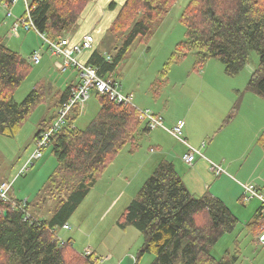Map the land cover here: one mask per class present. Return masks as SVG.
Listing matches in <instances>:
<instances>
[{
  "label": "trees",
  "instance_id": "trees-1",
  "mask_svg": "<svg viewBox=\"0 0 264 264\" xmlns=\"http://www.w3.org/2000/svg\"><path fill=\"white\" fill-rule=\"evenodd\" d=\"M7 1L10 0L3 2ZM176 1L126 0L107 30L113 35L121 34V44L108 55L94 47L85 64L94 68L99 77L112 78L134 42L149 39L152 24L162 20ZM89 2L32 0L30 16L46 39L58 41L66 38L64 33L76 24ZM108 8L112 10L114 3ZM180 22L186 29L185 40L176 45L167 67L195 53L201 63L218 60L226 76L232 77L249 63L250 53L255 52L258 64L250 74L247 91L264 100V0H188ZM29 62L6 47L0 38V136L5 138L18 134L50 92L49 87L38 83L20 103L14 102V91L31 70ZM77 86L71 84L60 93L57 110ZM97 95L100 111L85 129L73 127L79 115V109L74 108L65 126L52 135L48 148L56 166L36 202L23 203L11 197L9 202H0V264H98L94 253L84 255L74 250L70 239L59 241L55 229L68 223L117 154L127 145L135 151L138 139L150 130L138 119L136 108L113 103L107 95ZM231 113L223 125L233 118L234 111ZM55 118L56 113L49 121L40 123L35 141ZM258 144L264 148V130ZM12 203L23 204V210ZM49 203L53 204L51 217L43 220L32 216H38ZM24 211L30 214V220L23 221ZM260 218L257 212L254 221L247 225L250 231L260 232ZM237 223L219 198L209 192L200 197L192 195L173 163L163 160L121 213L117 225L121 229L134 227L143 236L135 262L147 253L154 257L151 264H230L216 260L211 249Z\"/></svg>",
  "mask_w": 264,
  "mask_h": 264
},
{
  "label": "rangeland",
  "instance_id": "rangeland-1",
  "mask_svg": "<svg viewBox=\"0 0 264 264\" xmlns=\"http://www.w3.org/2000/svg\"><path fill=\"white\" fill-rule=\"evenodd\" d=\"M3 1L0 0L2 42L27 61L33 52L41 55L39 64L34 65L29 62L31 70L14 91V102L20 103L38 83L50 88L45 100L34 109L14 138L0 136V180L11 183L9 197L23 203L24 201L34 203L56 166V160L50 149L44 150L42 157L36 162L33 161L23 175L18 173L34 151V136L40 123L47 121L53 115L52 103L57 99L56 93L58 91L60 93L75 81L76 75L73 68H67L64 72L56 69L55 62L61 59L59 56H52L45 42L31 30L25 32L20 28L18 35L12 33L15 18H19L24 13L23 1L18 0L12 7L13 17L11 18L5 16V11L1 7ZM187 3L188 0H177L162 20L152 24L149 39L144 41L139 39L134 42L117 66L112 80L120 85L123 95H133L134 106L142 103L150 108L141 110H148L150 113L157 110L162 114L166 111L168 115L176 118L188 109L193 141L185 136V128L182 129L180 137V140L186 138L185 143L188 146L195 148L196 145L194 146L193 142H197L200 146L202 141L206 146L209 144L210 136L216 134V142L227 151H232L236 147L234 152L236 154L240 150V143L247 140L249 144L251 141L253 126L245 121L242 122L237 144L222 138L220 134L226 130L224 127L227 125L223 126L225 119L231 116L232 110L236 112L241 95H252L247 92V82L258 64V55L251 52L249 63L232 77L226 76L224 66L218 60L209 59L206 63H201L195 53H190L167 67L176 45L185 40L186 29L180 24V17ZM74 26L77 27V25ZM120 35L106 32L98 49L101 52L113 53L116 45H120L123 40ZM100 107V97L95 91H91L89 99L75 118L73 127L78 130L85 129L95 120ZM138 119L146 126L139 116ZM163 126L168 130L172 128L164 121ZM159 131L165 133L160 147L167 153L174 148L175 151L183 154L185 144L162 128L150 130L139 138L136 151H131L130 145L124 147L70 217L67 223L70 229H55L59 241L65 242L70 239L72 248L80 253L85 250L95 252L99 256L98 264H118V259L124 260L126 255H128L126 259H129L131 264H151L154 257L147 253L133 263L130 257L137 259L143 236L134 227L121 229L117 222L121 213L137 197L144 181L152 174V170H146L147 159L150 156L151 158L159 156V161L167 160V157H163L158 151L161 148L154 146V137ZM255 147L258 146L254 143L253 149ZM196 151L200 153L199 150ZM195 156L202 157L201 153ZM183 168L187 169L188 166L184 164ZM208 173L211 177H219L211 171ZM226 174L225 176L230 177L229 172ZM222 176H224L223 173ZM235 187L234 182L228 180L220 184L221 191L230 196L236 194ZM259 204L258 200L252 199L238 203V207L234 205L231 207L234 213L231 212L239 223L212 247L211 255L216 260L223 259L230 264H264V242L257 241L258 231L252 233V230L250 231L247 227L254 221V213ZM48 206L50 209L53 204L49 203L43 209L44 218L50 217ZM32 216L36 219L41 218L34 213ZM123 264L128 263L125 260Z\"/></svg>",
  "mask_w": 264,
  "mask_h": 264
},
{
  "label": "crops",
  "instance_id": "crops-1",
  "mask_svg": "<svg viewBox=\"0 0 264 264\" xmlns=\"http://www.w3.org/2000/svg\"><path fill=\"white\" fill-rule=\"evenodd\" d=\"M89 1L90 2L87 4L83 12L80 14L75 24L77 25V27L73 26L70 30L66 31L64 33V37L68 38L72 43H76L80 41L85 35L91 34L96 40L95 48H99L102 38L105 37L104 36L105 33L107 32L108 28L111 26L112 21L114 20V18L121 9V6L124 4L126 0H89ZM110 3H114V8L112 10H109L108 8ZM102 53L104 55L110 54L108 52L106 53L102 52ZM88 57H89V53L84 52L83 55H81L79 58L80 61L85 62L88 59ZM56 63L57 62H55V67H56ZM74 72L76 75V80L70 83L69 85L72 84L77 86L79 84V76L75 69ZM60 93L59 91L58 93H56L57 99L60 96ZM242 95L240 101L238 102V107L235 110L236 114L235 113H234L235 115L233 114L234 116L226 124L227 126L223 125L226 126L224 127V129L226 130L220 134V136L222 135V138L227 139L231 143L237 144L236 142L240 134L239 127L242 126V122L245 121L246 123H249L253 126V130H252L253 136L251 141L249 142V144L247 140L243 143H240L239 144L240 150L236 154L234 153L236 147L232 151L224 150L223 146L219 145L216 142V134L214 136H210L209 144H207L206 146L204 141L200 143L201 144L200 146L197 144V142L196 143L193 142V145L194 146L196 145L195 148L198 149L185 145L183 154L181 152L175 151L174 148H172L167 153L162 147H160V144L162 143L163 135H165L164 132L159 131L154 137V142H155L154 146L156 145L157 147L161 148L158 151L160 152L161 155H163V157H167L166 158L167 160L164 161L167 162L170 161L171 163H173L176 172L182 177L183 184L186 186V188L192 195H194L195 197H199L200 195L202 196V194L209 192L214 197L219 198L232 212L233 210H231L232 209L231 207L233 205L238 207L237 204L242 203V195H243L242 187H241L242 183L243 184L252 183L256 186L258 190L264 192V148L258 144V138L261 135V132L264 130V100L262 99L260 100V98H258L254 94H252L251 96H248V94H245L244 96ZM57 99L55 100L54 103H52L54 109L52 116L55 115L57 110V107H55ZM135 107L139 109H144V108L148 110L150 109L148 108L147 105H144L142 103L136 104ZM80 112L81 111L79 110V113ZM152 113L154 115L158 114L159 116L162 117V119L164 117L163 121L171 127L174 126L176 121L183 119L182 120L184 123L183 129L185 128L184 134L189 138L190 141H193L192 139L193 132L190 129V126H192L190 122L191 117H190V111L188 109L182 112L181 114H179L178 116H176V118L168 115L166 111L163 114L162 112H159L157 110L153 111ZM52 116H50L47 119V121H49ZM184 140L186 141V138H184ZM254 143L260 149L258 147H255V149H253ZM189 148L199 150L202 155V157L195 156L192 166L187 165L183 160V157L188 153ZM179 153H180V158H179ZM161 161H159V156H156L154 158H151L150 156L147 159L148 168L146 170L147 171L152 170L153 172L157 164ZM209 163L210 165L215 164L220 166L222 168V173L224 176H222L221 173L219 174V177H213V176L211 177L208 173L210 171ZM184 164L188 166L187 169L183 168ZM226 172L230 173L231 178L229 176H225L227 175ZM224 180L234 182L236 186L235 195L230 196L229 194H226L221 191L222 189L220 188V184ZM2 181H6V180H0V182ZM51 209L52 208L49 209L48 206V211L50 213H51ZM260 209L261 206L259 204L258 208L254 213V216L257 212L258 215L260 216ZM43 212L44 210L38 213V215L41 217L40 219L43 220L48 219L49 217L44 218L45 216ZM260 222L261 224L263 222L261 218H260ZM257 231L258 230L255 229V231L253 230L252 233ZM93 253H94L93 255H95V257L98 258L99 260V256L95 252ZM127 256L128 255L125 256L124 260L118 259V264L120 263L123 264L125 260L126 263L131 264V261L129 259H126ZM130 258L132 261L135 260L133 257Z\"/></svg>",
  "mask_w": 264,
  "mask_h": 264
},
{
  "label": "built area",
  "instance_id": "built-area-1",
  "mask_svg": "<svg viewBox=\"0 0 264 264\" xmlns=\"http://www.w3.org/2000/svg\"><path fill=\"white\" fill-rule=\"evenodd\" d=\"M24 4V13L19 18H15V21L12 26V33L18 35V30L20 28L23 31H33L38 37H40L45 44L47 45L52 56H59L61 61H57L56 68L59 71H64L67 68H73L77 71L79 76V84L72 92L70 98L64 102L56 112V118L49 128L45 129L35 141V148L25 165L22 166L18 175H23L25 170L31 166L33 161L40 159L42 157V152L46 150L50 144L52 135L58 131L61 127L65 126L67 117L72 113L74 108H78L80 111L83 108L84 103L89 99L90 92L95 91L96 94L107 95L110 100L116 104L129 105L136 108L132 104L133 95L127 94L123 95L121 93L120 85L117 84L112 78L104 79L98 76L96 70L88 65L85 62L80 61V56L84 52H89L95 47V39L93 35L87 34L80 41L72 43L68 38H61L58 41L48 40L41 34L33 24V21L30 16V6L29 0H22ZM18 2V0H10L3 2L1 7L6 13V17H13L12 7ZM41 55L38 52H34L29 58L30 62L34 65L39 64ZM138 111L139 118L146 123V126L149 130H154L157 128H162L169 133L172 137L180 140L182 135V129L184 123L182 120L176 121L174 126L168 130L163 126V119L161 116L154 115L148 110H141L136 108ZM182 143H185V140H180ZM200 153L195 149L189 148L188 153L183 157L185 163L189 166H192V163L195 159V155ZM209 170L213 172L216 176L222 173V168L218 165H210ZM243 189L242 201H248L256 199L261 204L260 217L263 221V225L259 234L257 235V241L259 243L264 242V192L256 188L252 183L241 184ZM11 189V183L4 181L0 183V202H9V192ZM13 207H18L23 210V204L18 205L12 203ZM23 221L30 220L31 216L28 212L24 211ZM64 230H69L70 227L66 224L62 227ZM90 251L85 250L84 255H89ZM134 262V260H133Z\"/></svg>",
  "mask_w": 264,
  "mask_h": 264
}]
</instances>
